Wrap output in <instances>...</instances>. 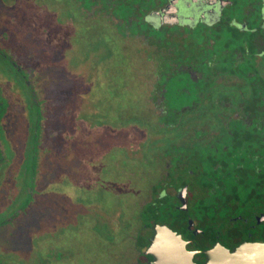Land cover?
<instances>
[{
	"label": "flooded vegetation",
	"instance_id": "af4514ba",
	"mask_svg": "<svg viewBox=\"0 0 264 264\" xmlns=\"http://www.w3.org/2000/svg\"><path fill=\"white\" fill-rule=\"evenodd\" d=\"M37 1L47 19L40 42L24 40L16 5L0 0V247L23 248L11 237L25 232L38 247L89 219L109 228L99 196L38 185L72 99L96 108L90 117L105 134L123 126L126 137L144 135L143 153L125 155L145 166L137 202L128 222L112 224L144 243L140 259L127 264H151L144 252L154 227L164 242L178 238L194 264L212 250L264 244V0ZM24 43L32 46L25 55ZM39 44L62 60L57 75L82 77L83 91L64 107L43 85L53 68L33 64ZM46 202L49 218L36 224ZM46 245L26 263L65 257L56 241Z\"/></svg>",
	"mask_w": 264,
	"mask_h": 264
},
{
	"label": "rangeland",
	"instance_id": "374dc122",
	"mask_svg": "<svg viewBox=\"0 0 264 264\" xmlns=\"http://www.w3.org/2000/svg\"><path fill=\"white\" fill-rule=\"evenodd\" d=\"M24 1H29L31 5ZM7 4L13 5L14 3L7 0ZM14 5H16L14 10L18 15L17 20L23 25L24 40L34 38L40 42L39 38L43 37L40 26L47 23V19H43L39 13L43 5L37 0H20ZM34 21L35 25H33ZM22 47L23 49L20 51L24 55L32 49L29 43H24ZM39 47L38 60H32L33 64L39 66L46 63L53 68L54 74L49 75V78L47 74L42 75L48 78L43 85L54 105L64 107L65 101L70 96L72 98L79 97L83 91L81 88L82 77L78 72H71L70 76L57 75V69L63 68L57 66L61 64L62 60L57 54L42 50L40 44ZM33 48L37 49L38 44ZM50 76L53 77L50 78ZM85 78L88 83L92 79L89 76H84ZM120 104L124 105V99L121 98ZM69 106L68 116L61 118L64 126L61 136L51 145L49 149L51 151L48 152L51 155V162L46 164L45 168L50 169V172L40 178L38 185L41 192L49 191V188H52L53 193L57 192L62 196L69 193L73 198L81 195L93 200L99 196L103 208L110 212L107 219L109 228L108 230L104 229L102 223L96 224L89 219L85 220V228L79 232L72 229L66 230L63 237L58 240L54 237H46L42 241L46 244L56 241L58 246L65 248L62 249L65 257L55 264H127L129 261L139 260V250L144 247L143 241L135 239L129 232L117 234L114 231L116 226L112 224H115L117 220L128 222L126 217L133 211L134 204L137 202L136 191L139 187L137 175L141 171L144 173L145 166L134 163L133 159L127 158L125 155L139 156L143 153L146 145V141L143 139L144 135L126 137L122 132L123 126H119L113 135L105 134L106 129H102L101 126H98L97 129L96 120L90 117L94 116L96 108L79 107L73 99L70 100ZM88 106L90 105L88 104ZM131 110L133 111V109ZM132 124L126 125L130 128L134 125L137 126L135 123ZM60 137L65 140V144L60 141ZM48 143L45 141L47 146ZM113 144L119 145L121 148L113 146ZM48 204L49 202L41 204L42 209L39 215L32 217L36 224L49 218L46 216L50 214V211L46 209ZM118 213L121 214V217L118 216ZM69 223H71L70 219ZM92 226L98 227L99 233ZM11 238L18 240V244L24 247L16 250L14 246L0 247V260L4 261V264H27L24 257L31 256L32 259L38 249L43 255L48 247L42 242L38 244V247H33V237L29 232L18 233ZM70 252H73L74 255ZM16 254L19 255V258ZM49 257L53 258L52 255Z\"/></svg>",
	"mask_w": 264,
	"mask_h": 264
},
{
	"label": "water",
	"instance_id": "95a60500",
	"mask_svg": "<svg viewBox=\"0 0 264 264\" xmlns=\"http://www.w3.org/2000/svg\"><path fill=\"white\" fill-rule=\"evenodd\" d=\"M163 232L154 227V234L144 252L153 256L151 264H194L191 254L179 245L178 238L166 235L167 241L164 242ZM204 264H264V244L240 246L233 251L212 250L207 253Z\"/></svg>",
	"mask_w": 264,
	"mask_h": 264
}]
</instances>
